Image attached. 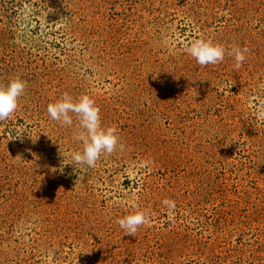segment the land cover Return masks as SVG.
<instances>
[{
    "label": "rangeland",
    "instance_id": "obj_1",
    "mask_svg": "<svg viewBox=\"0 0 264 264\" xmlns=\"http://www.w3.org/2000/svg\"><path fill=\"white\" fill-rule=\"evenodd\" d=\"M249 52L199 65L185 45ZM0 264H264V0H0ZM87 94L120 143L73 165ZM169 201L165 204L164 201ZM144 211L136 236L118 219Z\"/></svg>",
    "mask_w": 264,
    "mask_h": 264
},
{
    "label": "clouds",
    "instance_id": "obj_2",
    "mask_svg": "<svg viewBox=\"0 0 264 264\" xmlns=\"http://www.w3.org/2000/svg\"><path fill=\"white\" fill-rule=\"evenodd\" d=\"M187 54L196 60L201 66L215 65L224 60L225 55L232 56L235 60L234 67L239 69L246 60L249 52L247 47L239 45L226 49L220 43L211 40L196 39L185 45ZM26 81L16 76L5 84H0V121L11 118L19 107V99L23 96ZM47 113L50 118L61 126H72L74 118L78 121V127L73 139L82 142V150L72 153L73 165H87L96 167L97 161L102 155H111L119 147L120 143L117 129L114 126L102 125L100 108L95 100L87 94L73 97L64 93L55 102L47 105ZM264 117V110L261 111ZM168 204L169 201H164ZM150 222V216L144 211H135L120 219L117 223L124 230V234L136 236L137 229Z\"/></svg>",
    "mask_w": 264,
    "mask_h": 264
}]
</instances>
